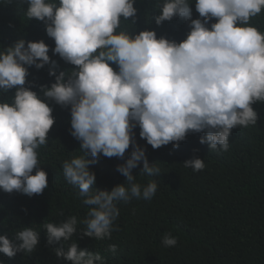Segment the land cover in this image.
<instances>
[{
    "label": "clouds",
    "instance_id": "1",
    "mask_svg": "<svg viewBox=\"0 0 264 264\" xmlns=\"http://www.w3.org/2000/svg\"><path fill=\"white\" fill-rule=\"evenodd\" d=\"M135 2L21 0L28 5L26 17L45 24L55 42L53 54L75 66L70 74H57V62L43 39H19L0 50V96L15 89L10 101L0 100V190L31 197L48 187L39 149L48 144L55 123L49 100L70 107L71 134L84 153L65 160L62 170L67 183L78 189L87 215L45 223L50 246L69 241L80 224L84 236L110 239L118 230V203L155 196L158 182L142 185L133 171L142 164L140 175L161 174L136 141L137 127L139 137L153 149L169 144L179 148L189 133H203L201 144L227 151L234 128L258 122L253 105L264 104V32L250 21L264 10V0H195V19L192 0H159L158 26L174 17L189 22L181 41L158 36L154 29L134 33L122 27V20L136 17ZM45 65H51L49 75L55 77L50 87L41 86L47 100L26 86L29 67ZM101 155L124 160L116 170L125 182L111 190L95 187L90 165ZM183 164L193 171L205 168L199 157ZM39 233L25 226L13 238L0 234V253L9 258L21 252L30 255L37 249ZM161 243L174 247L178 239L166 233ZM52 250L71 264H105L100 252L78 243ZM117 250L116 244L109 245L111 253Z\"/></svg>",
    "mask_w": 264,
    "mask_h": 264
},
{
    "label": "trees",
    "instance_id": "2",
    "mask_svg": "<svg viewBox=\"0 0 264 264\" xmlns=\"http://www.w3.org/2000/svg\"><path fill=\"white\" fill-rule=\"evenodd\" d=\"M158 2L136 0V17L122 20V27L134 33L154 29L158 36L176 41L186 38L189 22L180 17L159 26L155 23ZM190 6L193 19L198 18L195 0ZM27 7L21 0H0V50L19 39H43L50 46V57L57 62V74L60 71L70 74L75 66L53 54L54 40L46 34L42 21L26 17ZM250 23L264 32V10ZM50 66L29 67L26 83L46 100L41 86L50 87L55 81L49 75ZM14 93L12 89L0 100L10 101ZM48 102L53 107L55 123L48 134V144L39 149L41 166L48 173V187L43 194L31 197L0 190V234L7 233L13 238L18 230L29 226L40 232V241L30 255L21 252L9 258L0 253V264H71L57 257L52 249L63 246L67 250L72 243L100 252L105 264H264V104L253 105L259 116L256 125L232 130L227 151H211L206 143L201 144L203 133H189L179 148L169 144L153 149L139 137L137 127L136 141L146 149L149 162L156 163L161 174L140 175L142 164L133 171L142 185L149 180L158 182L155 196L150 201L133 199L118 203L120 215L114 222L118 230L112 232L110 239L84 236V225L80 224L69 241L50 246L45 223H60L72 215L82 220L88 209L77 198L78 189L67 183L62 170L65 160L84 154L80 141L71 134L70 107ZM193 157L204 159L205 168L200 171L185 168L183 162ZM121 163L124 160L101 155L91 164L97 177L95 187L111 190L124 183L126 178L116 170ZM166 233L178 239L176 246H162ZM111 244L118 246L115 254L108 251Z\"/></svg>",
    "mask_w": 264,
    "mask_h": 264
}]
</instances>
